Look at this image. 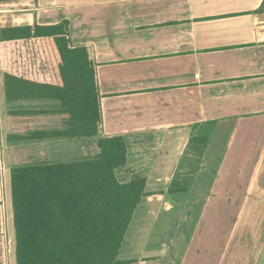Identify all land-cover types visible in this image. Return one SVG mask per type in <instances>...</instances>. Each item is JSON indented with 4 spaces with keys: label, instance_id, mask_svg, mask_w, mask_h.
<instances>
[{
    "label": "crops",
    "instance_id": "0c3cea01",
    "mask_svg": "<svg viewBox=\"0 0 264 264\" xmlns=\"http://www.w3.org/2000/svg\"><path fill=\"white\" fill-rule=\"evenodd\" d=\"M63 21L95 63L101 135L128 144L121 175L146 179L118 261L264 264V0L0 2V28ZM60 106L8 101L0 75V264H16L12 169L95 154Z\"/></svg>",
    "mask_w": 264,
    "mask_h": 264
},
{
    "label": "trees",
    "instance_id": "16d2710c",
    "mask_svg": "<svg viewBox=\"0 0 264 264\" xmlns=\"http://www.w3.org/2000/svg\"><path fill=\"white\" fill-rule=\"evenodd\" d=\"M7 1L14 0H0ZM67 25L0 28L5 98L60 102L63 136L94 139L97 149L68 163L12 169L16 264H128L118 254L146 179L121 175L128 144L101 135L95 63L86 46H72ZM194 142L205 145L206 139Z\"/></svg>",
    "mask_w": 264,
    "mask_h": 264
},
{
    "label": "rangeland",
    "instance_id": "374dc122",
    "mask_svg": "<svg viewBox=\"0 0 264 264\" xmlns=\"http://www.w3.org/2000/svg\"><path fill=\"white\" fill-rule=\"evenodd\" d=\"M90 142L88 143L87 145V150L89 151V153H96L97 152V149H96V144H95V140L94 139H91L89 140ZM94 145H95V148H94ZM197 149V148H196ZM195 148L191 149L190 152H188V155L189 157H187L188 161H186V163H188V168L190 169V172H185L187 173L186 175H189V174H193L192 171L195 169L196 167V164L198 163V160L200 158V150H196ZM96 151V152H95ZM186 179H190V177L186 176ZM188 183L186 184H183V187L187 186L189 184V181H187ZM178 200L176 199V201H172V198L170 199V201L168 202L170 205H175L174 207H172L171 209H175L176 207H180L181 202H177ZM157 203V202H156ZM176 203V204H175ZM178 203V204H177ZM170 209V210H171ZM169 209H162L160 210L158 213H156V211L154 213L151 214V217L154 218L156 217L158 219V222H155L154 223V234L156 235H159L161 237H165V235H167L169 233V229H167L168 226H171L172 225H169V224H162V221H163V217L166 215V212H168ZM157 214V215H156ZM170 214H171V211H170ZM174 216V215H173ZM172 217V216H170ZM161 221V224H159Z\"/></svg>",
    "mask_w": 264,
    "mask_h": 264
}]
</instances>
